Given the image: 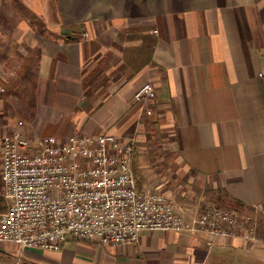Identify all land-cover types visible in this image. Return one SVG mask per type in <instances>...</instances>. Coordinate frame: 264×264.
I'll use <instances>...</instances> for the list:
<instances>
[{"label":"crops","instance_id":"crops-1","mask_svg":"<svg viewBox=\"0 0 264 264\" xmlns=\"http://www.w3.org/2000/svg\"><path fill=\"white\" fill-rule=\"evenodd\" d=\"M0 41V195L2 142L20 129L35 148L51 136L135 138L140 191L186 178L213 203L223 191L243 211L264 206V0H0ZM149 82L151 118L135 99ZM200 203L177 212L191 222ZM108 247L0 243V264H236L264 244L160 230Z\"/></svg>","mask_w":264,"mask_h":264},{"label":"built area","instance_id":"built-area-1","mask_svg":"<svg viewBox=\"0 0 264 264\" xmlns=\"http://www.w3.org/2000/svg\"><path fill=\"white\" fill-rule=\"evenodd\" d=\"M1 45V41H0ZM264 77V70L260 73ZM7 86L0 77V95ZM157 88L139 90L142 116L155 115ZM20 121L19 126L23 127ZM1 179L9 209L0 213V243L22 250L61 251L69 237L105 246L132 247L144 231L190 232L264 244V206L251 211L205 199L186 222L176 201L161 192L138 189L133 171L135 138L76 134L51 136L35 148L20 129L2 142Z\"/></svg>","mask_w":264,"mask_h":264},{"label":"rangeland","instance_id":"rangeland-1","mask_svg":"<svg viewBox=\"0 0 264 264\" xmlns=\"http://www.w3.org/2000/svg\"><path fill=\"white\" fill-rule=\"evenodd\" d=\"M7 93V92H6ZM152 145H149V147ZM155 148H162L161 153L163 152V146L161 145L160 147L154 146ZM158 151V150H157ZM160 153V152H159ZM154 162H152L153 164ZM161 165H163V162H158ZM151 168V167H150ZM163 167H161V170ZM162 172V171H161ZM161 177V178H159ZM156 178L162 179L165 183V186L163 187L164 189H161V193H164L168 195L169 197L173 198L176 201V206L177 210L179 212H184L187 214H192V212L195 211L198 203L202 200V198L205 199H212L210 195H207L203 192H199L195 190L194 188H191L190 184L186 182V178H181V180H176V177L172 178V181L169 182L167 181L168 176H158V177H153L155 180ZM166 182H168L166 184ZM202 203V202H201ZM200 203V204H201ZM260 235L262 239L264 240V232L260 230ZM263 245V243H261ZM107 248H110L107 246ZM129 248V247H128ZM109 254L113 257L116 255L114 252H111L108 250ZM111 252V253H110ZM129 252L128 249L124 250L125 255ZM236 264H264V249L260 247H256L253 249V252H249L246 254H240L236 258Z\"/></svg>","mask_w":264,"mask_h":264},{"label":"trees","instance_id":"trees-1","mask_svg":"<svg viewBox=\"0 0 264 264\" xmlns=\"http://www.w3.org/2000/svg\"><path fill=\"white\" fill-rule=\"evenodd\" d=\"M215 203L219 206L233 208L241 210L239 208L243 207V204L237 200L229 198L223 191H219L218 195L213 199ZM8 203L5 196L0 195V213H5L8 211ZM262 232H264V224L261 227Z\"/></svg>","mask_w":264,"mask_h":264}]
</instances>
